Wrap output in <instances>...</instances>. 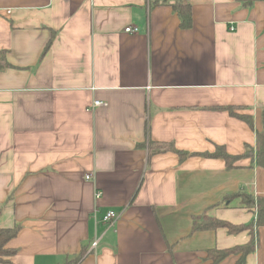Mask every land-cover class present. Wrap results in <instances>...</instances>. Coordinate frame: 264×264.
I'll return each instance as SVG.
<instances>
[{
	"label": "crops",
	"instance_id": "0c3cea01",
	"mask_svg": "<svg viewBox=\"0 0 264 264\" xmlns=\"http://www.w3.org/2000/svg\"><path fill=\"white\" fill-rule=\"evenodd\" d=\"M189 3L182 29L150 0H0V228L19 227L0 264H213L252 240L241 264H264V2ZM218 148L232 168L200 155ZM204 216L246 228L194 231Z\"/></svg>",
	"mask_w": 264,
	"mask_h": 264
},
{
	"label": "trees",
	"instance_id": "16d2710c",
	"mask_svg": "<svg viewBox=\"0 0 264 264\" xmlns=\"http://www.w3.org/2000/svg\"><path fill=\"white\" fill-rule=\"evenodd\" d=\"M241 4H243L244 7L250 8L252 7L256 2H264V0H240ZM168 4L172 6L174 13L178 16L179 20H181L180 27L182 29H190L193 26V20H192V6L189 3V0H150L151 6H160ZM11 65L8 62L7 54L5 51H0V71L6 68H9ZM231 114L233 116L237 115L232 111ZM244 119L246 122H248L251 126H253V122H251V119L249 117H240ZM258 141H257V155H256V163L259 164L264 168V132L258 133ZM140 147H145L148 150V154H150V157H153L155 154L159 153H168L173 152L180 156L181 161L188 157H194L199 155L197 154H191L187 153L185 151L181 152L177 150L174 145L171 144H160L156 142L149 141L145 144L139 145ZM207 158H221L225 160L226 166L229 168H232V156H230L228 153L224 152L223 149L218 148L215 153L209 154V153H203L200 154ZM249 155V153H247ZM244 201L249 208H254V198L250 195H246L243 193ZM3 207L0 206V214L3 212ZM257 210H258V216L256 225L257 226H264V199H258L257 202ZM194 231H200V230H214L219 228L227 229L230 233H235L238 231L244 230L246 227L242 226H235L231 223H226L217 219H210L206 216L199 217L194 220L193 222ZM19 233V227L14 228H7V229H1L0 228V263H6L8 262L7 259L11 256H13L16 251L9 248L7 245L8 243L14 239ZM254 246V240H252L248 245H245L244 247L234 248L230 250L220 251H210L208 253L209 258L213 261V264H218L222 260L230 257L231 254H239L242 255L241 259L238 261L237 264L243 263L245 257L247 254H249L253 250ZM86 251L82 250V253L76 256L75 258H68L66 264H81L84 260V257L86 256Z\"/></svg>",
	"mask_w": 264,
	"mask_h": 264
},
{
	"label": "built area",
	"instance_id": "2783aa9c",
	"mask_svg": "<svg viewBox=\"0 0 264 264\" xmlns=\"http://www.w3.org/2000/svg\"><path fill=\"white\" fill-rule=\"evenodd\" d=\"M125 32L126 33H131V34H135V33H137L138 32V28L137 27H127L126 29H125ZM104 105V103H102V102H99V101H95V103H94V107H101V106H103ZM92 178H93V176L92 175H87L86 176V180L87 181H91L92 180ZM101 197V193L99 192V191H96L95 192V198L96 199H99ZM106 215L102 218V222L103 223H105L106 225H108V226H110L111 227V225H114L115 224V222L119 219V214H117L115 211H113V210H110V211H108V212H106L105 213ZM97 242H95V243H93V247H97V244H96Z\"/></svg>",
	"mask_w": 264,
	"mask_h": 264
}]
</instances>
